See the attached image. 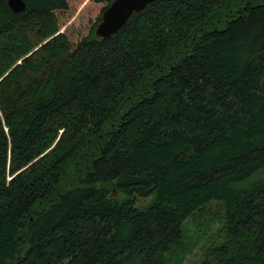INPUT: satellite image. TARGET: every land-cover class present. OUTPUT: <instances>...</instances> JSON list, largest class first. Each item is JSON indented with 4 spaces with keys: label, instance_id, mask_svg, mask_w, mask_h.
I'll return each instance as SVG.
<instances>
[{
    "label": "trees",
    "instance_id": "16d2710c",
    "mask_svg": "<svg viewBox=\"0 0 264 264\" xmlns=\"http://www.w3.org/2000/svg\"><path fill=\"white\" fill-rule=\"evenodd\" d=\"M25 1L0 0V264H182L211 201L198 264H264V0H155L108 37L114 0L70 35L85 0Z\"/></svg>",
    "mask_w": 264,
    "mask_h": 264
},
{
    "label": "rangeland",
    "instance_id": "374dc122",
    "mask_svg": "<svg viewBox=\"0 0 264 264\" xmlns=\"http://www.w3.org/2000/svg\"><path fill=\"white\" fill-rule=\"evenodd\" d=\"M87 1L88 0H85L83 4L77 7L75 12H72L67 16H59V29H57L56 34L66 30L68 35H70V28L73 25H77L76 27L84 26L85 28L81 30L83 32H86V30L91 27L92 23H94V19L89 20L87 13L84 10ZM33 30L32 23L25 25V27H22V29L19 30V33L16 36H13L6 44H3V46L5 45V47H8L12 44L21 43L31 35ZM51 38L52 37L37 45L33 50L37 51ZM19 63L21 62H17V64ZM144 201H141V203ZM224 215L225 210L223 204L218 201H211L195 212V214L185 222L183 237L185 245L182 250V255H185V257L182 264H198L207 255V251L211 245L221 242L223 234L220 233V229L224 223Z\"/></svg>",
    "mask_w": 264,
    "mask_h": 264
},
{
    "label": "water",
    "instance_id": "95a60500",
    "mask_svg": "<svg viewBox=\"0 0 264 264\" xmlns=\"http://www.w3.org/2000/svg\"><path fill=\"white\" fill-rule=\"evenodd\" d=\"M155 0H114L102 15L101 22L96 27V34L108 37L118 32L134 12L143 10ZM10 8L19 13L26 9L25 0H9Z\"/></svg>",
    "mask_w": 264,
    "mask_h": 264
}]
</instances>
